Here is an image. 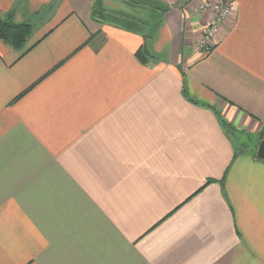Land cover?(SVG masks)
Wrapping results in <instances>:
<instances>
[{
  "label": "crops",
  "instance_id": "crops-1",
  "mask_svg": "<svg viewBox=\"0 0 264 264\" xmlns=\"http://www.w3.org/2000/svg\"><path fill=\"white\" fill-rule=\"evenodd\" d=\"M217 1L0 0V264H264V0L203 52Z\"/></svg>",
  "mask_w": 264,
  "mask_h": 264
},
{
  "label": "built area",
  "instance_id": "built-area-1",
  "mask_svg": "<svg viewBox=\"0 0 264 264\" xmlns=\"http://www.w3.org/2000/svg\"><path fill=\"white\" fill-rule=\"evenodd\" d=\"M199 10L213 12L212 16L206 22L203 34L199 41V49L203 52H209L213 49L214 38L223 22L229 18L233 10L232 0H219L215 3H204L199 6Z\"/></svg>",
  "mask_w": 264,
  "mask_h": 264
},
{
  "label": "trees",
  "instance_id": "trees-1",
  "mask_svg": "<svg viewBox=\"0 0 264 264\" xmlns=\"http://www.w3.org/2000/svg\"><path fill=\"white\" fill-rule=\"evenodd\" d=\"M32 34L33 24L31 22L17 23L13 21V17L10 13L4 18H0V38L12 47L16 49L25 48ZM139 57L141 60H146V57L141 53H139ZM221 120L225 127L234 129L223 118ZM244 145L245 144L242 143L241 147ZM254 154H256V152H254Z\"/></svg>",
  "mask_w": 264,
  "mask_h": 264
},
{
  "label": "water",
  "instance_id": "water-1",
  "mask_svg": "<svg viewBox=\"0 0 264 264\" xmlns=\"http://www.w3.org/2000/svg\"><path fill=\"white\" fill-rule=\"evenodd\" d=\"M257 156L264 159V140H262L257 149Z\"/></svg>",
  "mask_w": 264,
  "mask_h": 264
},
{
  "label": "rangeland",
  "instance_id": "rangeland-1",
  "mask_svg": "<svg viewBox=\"0 0 264 264\" xmlns=\"http://www.w3.org/2000/svg\"><path fill=\"white\" fill-rule=\"evenodd\" d=\"M218 33V32H217ZM246 141L248 144L252 145L253 143L256 144L258 141V138H246Z\"/></svg>",
  "mask_w": 264,
  "mask_h": 264
}]
</instances>
